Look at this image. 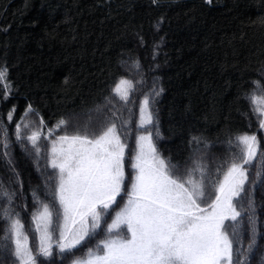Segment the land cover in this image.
Returning <instances> with one entry per match:
<instances>
[{
    "label": "trees",
    "instance_id": "trees-1",
    "mask_svg": "<svg viewBox=\"0 0 264 264\" xmlns=\"http://www.w3.org/2000/svg\"><path fill=\"white\" fill-rule=\"evenodd\" d=\"M131 62L146 71V83H157L151 92L147 87L156 98L155 140L170 163L183 166L210 145L213 160L199 165L212 180L240 153L236 137L256 135L264 152L262 119L250 100L253 93L264 97V0H0V69H7L11 86L7 93L0 83V215L4 208L13 218L19 214L34 253L33 215L43 204L53 214L59 208L57 171L47 163L42 140L37 156L26 139L24 119L35 114L46 129L111 114L124 142L135 143L137 111L109 100ZM97 108L98 114L87 115ZM125 165L128 183L133 172ZM5 191L16 193L11 204ZM254 192L259 229L247 223L245 192L236 204L241 215L226 226L233 225L234 260L239 248L244 263L264 264V173ZM9 223L0 219V264H17L11 241L3 240ZM59 255L54 249L42 264L68 261L69 254Z\"/></svg>",
    "mask_w": 264,
    "mask_h": 264
},
{
    "label": "snow or ice",
    "instance_id": "snow-or-ice-1",
    "mask_svg": "<svg viewBox=\"0 0 264 264\" xmlns=\"http://www.w3.org/2000/svg\"><path fill=\"white\" fill-rule=\"evenodd\" d=\"M6 76L7 69H0V80H5ZM132 89L131 81L121 79L114 92L127 102ZM253 103L256 112L264 116V97H253ZM28 110H32L30 106ZM8 119H12L11 112ZM66 123L61 120L57 127ZM152 123L149 99L145 96L140 106L139 127L145 128ZM260 128H264V119L260 121ZM155 135L159 136L158 128ZM40 136L37 130L26 137L37 156L40 154L37 143ZM16 138L21 139L19 124ZM236 140L240 153L225 162L228 164L226 170L217 169L222 172V180L212 181L200 165L181 179L174 172L176 166L157 153L153 134L139 135L130 161L134 175L126 186L124 158L128 146L121 141L114 123L94 138H89L87 132L58 136L52 141L50 153V166L58 170L54 194L61 209L57 213L58 239L55 241L58 253L61 256L73 254L82 242L92 238L104 214L117 203V197L123 198L122 193H125L127 200L107 226L106 238L94 248H88L82 257L73 256L71 264H244L239 259V248L237 259L233 258V239L228 231L233 226H226L225 222L236 221L241 215L234 200L245 190L244 185L248 182L245 166L256 158L259 141L256 135L247 134ZM2 147L7 156V143ZM8 163H12L10 159ZM196 173H199V179L195 178ZM206 186L215 191V198L210 203L205 202ZM15 194L2 193L8 204ZM33 197L39 199L35 192ZM15 215L13 218L10 210L4 208L0 219L10 221L3 240L11 241L17 264H42L43 260L50 259L53 254L50 206L43 204L42 211L32 217L39 234L35 253L29 246V237L19 214ZM254 244L255 240L249 245V252ZM2 247L7 249V243Z\"/></svg>",
    "mask_w": 264,
    "mask_h": 264
},
{
    "label": "rangeland",
    "instance_id": "rangeland-1",
    "mask_svg": "<svg viewBox=\"0 0 264 264\" xmlns=\"http://www.w3.org/2000/svg\"><path fill=\"white\" fill-rule=\"evenodd\" d=\"M126 65L128 66V67L125 66V69L127 71L126 75H129V76L125 75V76L121 77L113 85L111 97L109 98V100L112 98V100H114L117 104L121 105V107L128 106L131 109L134 108L135 111H137L136 112L137 128L135 131V134H136L135 143H133V141L130 143H128L127 141L124 142L125 137H123V138L121 137V141L128 146L125 150L124 163L128 162V171L130 174L131 172H133L130 168V161H131V157L135 154L136 145H137V137L139 135H147L149 132H151L153 134V144L156 148L157 153L162 158H164V157L161 155V153L157 147L156 140H155V137H156L155 132L158 128V125L156 124L155 118L153 117V123L151 125H146L145 128L139 127L140 106H141V103L144 100L145 96H147L149 99V110L151 111L152 116L154 115L153 104H155L156 98L154 97L153 93H152L153 95H151L148 92L147 87H149V90L151 92L154 90V87L157 85V83H155V82L146 83V80L144 79V74L146 71H144V69H142L137 62L127 63ZM121 79L129 80L133 84V89L129 93V98H128L127 102H125L124 100H121L119 98V96L114 92L115 87L119 84ZM0 83L3 85V87L7 91V93L11 92V86H10V83H9L7 78L5 80H0ZM253 97H262V96L257 95L255 93L250 95V100L252 103H253ZM115 102H113L114 106H116ZM253 105L256 109V105L254 103H253ZM105 106L107 107V104ZM99 111H100V109L97 108V109L91 111L90 113H88L87 115L98 114ZM112 117L113 116L111 114H109L108 116L103 115L100 117L98 114L97 117H95L94 119H91V120L86 121V118H82L83 120H79L76 123V126L74 124V121H69L68 122L69 124L67 126L61 127L57 131L58 127H56V126L54 128L44 129L43 125L40 124V122H39L40 120L38 119V117L35 114L30 113L24 119L22 127L25 128V131H26L25 133L27 135H28V133L31 134L32 131H37V130L40 131L41 136H40L39 140H42V144L46 145V154H47L46 160H48L47 163L50 164V158H51L50 153H51L52 141L55 140L58 136L65 135V134L73 135V134H76L77 132H79L80 134H84L85 132H87L89 134V138H94V136L102 134V132L104 130H106V128L108 126H111V124L114 123L110 120ZM260 117H261V119H263L264 116L260 115ZM130 120L132 121V118H129V121ZM25 125H27V127H25ZM158 131H159V128H158ZM249 135H254V134H249ZM262 151H263L262 149H258V154H257L256 158L253 160V162L250 165L245 166L248 169V182L244 185L245 194H244L243 198L245 199L248 196L249 207H250V205H254V202H255V192L254 191L256 190L257 186L259 185V183L262 181V178H263L264 152L262 153ZM210 156H211V161H212L213 156H214L213 147L206 144L204 146V148H198L195 151L194 157L188 163H186L183 166L175 165L173 163H170L166 158H164V159L170 165H175L176 167L174 169V172L176 174L180 175L181 179H184L186 176V173L189 170L194 169L197 165L201 164L206 158H209ZM53 170L55 171V169H53ZM56 171L58 172V170H56ZM126 172H127V170H126V165H125V173ZM258 173H259V175H258ZM132 175H134V173ZM198 175H199V173H196L195 178H197ZM56 176L57 175H55V177ZM126 177H127V173H126ZM222 178H223V176H221L220 178L218 177V179H212V181L222 180ZM129 184H130V181L127 183V178H126L125 185L128 186ZM207 194H210V196ZM122 197L123 198L117 197V203L114 204L112 206V208L108 210V213L104 214V218L101 221L100 227L97 229V231L93 235V237L88 238L87 239L88 241L85 240L84 242H82V244L78 247V249L74 250L73 254H69L68 261L66 260L65 263H59V264H71V259L73 258V256L82 257L88 248H94L100 240H103L106 238L107 226L109 224H111L112 220L114 219L115 212L119 211L120 208H122L124 206V204L127 200V196L125 193H122ZM214 198H215V191L210 186H206L205 202L210 203L211 199H214ZM237 201H238V198H236L234 200V203L237 204ZM243 203H244V201H243ZM202 206H204V204H202ZM254 208H255V205H254V207H250V216L249 217L247 216V223H249V224L251 223V230L253 229V232L259 229V226H258L259 216L257 217L256 211ZM38 211H42V209H39ZM59 212H61L60 206L58 208V211L57 212L55 211V213L53 214V250L54 249L58 250L55 247V241L58 239L57 213H59ZM226 222H225V224H226ZM235 226L236 225H234V227ZM32 227L33 228L35 227L34 222H32ZM229 230L231 231L232 229L229 227L228 231ZM124 231H126V230H124ZM38 235H39L38 233H37V235H34L35 242L37 244H38ZM28 237H29V235H28ZM230 238H231V236H230ZM29 246L32 248V250L35 247V246H32L30 237H29ZM64 255L63 256L59 255V256L65 257ZM247 255L250 257V252H248ZM244 264H248V261Z\"/></svg>",
    "mask_w": 264,
    "mask_h": 264
}]
</instances>
